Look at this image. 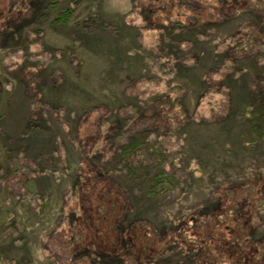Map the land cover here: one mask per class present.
<instances>
[{"label":"rangeland","instance_id":"obj_1","mask_svg":"<svg viewBox=\"0 0 264 264\" xmlns=\"http://www.w3.org/2000/svg\"><path fill=\"white\" fill-rule=\"evenodd\" d=\"M178 1L0 0V264H264V54L225 47L261 22L175 32L212 3ZM158 93L188 107L176 134L144 121ZM137 141L174 186L120 162Z\"/></svg>","mask_w":264,"mask_h":264},{"label":"trees","instance_id":"obj_2","mask_svg":"<svg viewBox=\"0 0 264 264\" xmlns=\"http://www.w3.org/2000/svg\"><path fill=\"white\" fill-rule=\"evenodd\" d=\"M189 2L190 0H186L184 2L178 1V4L182 7L190 6L194 8L195 6H193V3L190 5ZM211 2L212 3L208 4V7H210L208 14L199 16L196 10L195 15H192L190 20H186V22H184L183 19L182 21L178 20V22L168 24L166 29L175 32L177 30H181V32H183L185 31V29L193 27L192 25H195V23H200L202 17V23L204 25L212 27L217 23L223 24L230 18L236 20L252 16L255 18L256 22L260 20L261 23L256 24L250 21V23H247L246 25L248 29L247 32L246 27L238 25L237 31H234L232 33L233 35H231L230 41L229 43H226L225 47L227 50L232 49L233 55H249L250 51H256L260 53L262 52V54H264V0H211ZM68 13V10L63 11L58 20H63L64 22L68 21ZM205 17L208 18L207 22L204 21ZM163 34L164 32L162 33V35ZM158 39L160 43H162L164 39L165 43H168L170 41L168 36L164 37L163 39L160 36ZM193 45L194 44L192 42H187L186 48L191 49ZM232 66L233 65L231 60H228V62L222 66V70L225 71V73L223 74L224 78H227V76H229L226 72ZM219 82L216 86L218 87V89L220 87ZM215 89V87L211 86L209 92H211L212 94H216L218 90L215 91ZM154 99L156 101V104H160L159 108L154 111L151 117H146L144 119V121H146L145 123L155 125L157 129H161V125H163V122L161 121L165 120L168 123L167 129L169 131L172 130L174 134H176L177 130L185 123H188V125L190 124L189 119L191 118V116L189 115L188 107H186L181 97L177 99V102H175L172 100L173 98L171 97V95L166 96L164 94L158 93L154 96ZM135 110L137 111V113L141 112V110L138 108H136ZM262 113H264V109L257 115H255L252 111L250 112V116L251 118L253 117L252 119L257 120V116ZM141 123L143 122H138L139 125H141ZM118 157L121 159L120 162H125V164H122L126 167H128L129 165H133L136 167L141 166L151 169L154 174V177L152 179L155 181L152 186L153 190L162 182L167 183V188L164 189H168L169 187L171 188V185H173L175 181L174 176L171 175L164 166L166 163V155L163 151L162 145L157 144V142H131L124 150L121 151V153L118 154ZM112 181L115 185L117 184L116 180L112 179ZM122 191H124V189H122ZM236 210L237 215H240L238 217L242 220V211L239 209ZM124 216L125 217H122L117 222V228L121 236L127 229L126 226H124L127 221V215L124 214ZM134 223L136 224L135 221H132L128 226L130 228H134Z\"/></svg>","mask_w":264,"mask_h":264}]
</instances>
